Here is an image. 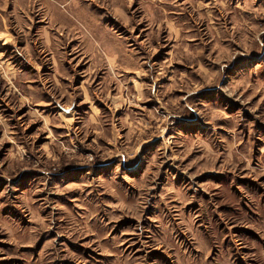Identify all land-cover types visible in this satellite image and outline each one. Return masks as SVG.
Returning <instances> with one entry per match:
<instances>
[{
  "label": "rangeland",
  "instance_id": "obj_1",
  "mask_svg": "<svg viewBox=\"0 0 264 264\" xmlns=\"http://www.w3.org/2000/svg\"><path fill=\"white\" fill-rule=\"evenodd\" d=\"M0 264H264V0H0Z\"/></svg>",
  "mask_w": 264,
  "mask_h": 264
}]
</instances>
